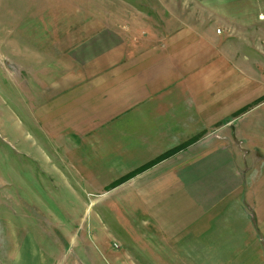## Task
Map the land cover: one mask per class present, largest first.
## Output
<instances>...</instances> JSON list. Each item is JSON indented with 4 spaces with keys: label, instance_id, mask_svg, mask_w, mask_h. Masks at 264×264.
Returning a JSON list of instances; mask_svg holds the SVG:
<instances>
[{
    "label": "crops",
    "instance_id": "crops-1",
    "mask_svg": "<svg viewBox=\"0 0 264 264\" xmlns=\"http://www.w3.org/2000/svg\"><path fill=\"white\" fill-rule=\"evenodd\" d=\"M146 1L154 13L60 41L67 69L36 109L66 149L65 173L52 171L101 193L135 264L200 240L211 258L264 264V63L196 20V0ZM247 211L255 219H237Z\"/></svg>",
    "mask_w": 264,
    "mask_h": 264
},
{
    "label": "rangeland",
    "instance_id": "rangeland-1",
    "mask_svg": "<svg viewBox=\"0 0 264 264\" xmlns=\"http://www.w3.org/2000/svg\"><path fill=\"white\" fill-rule=\"evenodd\" d=\"M210 1L196 0L202 17L196 20L228 35L238 54L247 50L250 63H264V0ZM156 7L146 0H0V264H135L130 245L120 238L129 239V229L114 227L117 217L98 210L101 193L81 195L79 179L56 177L54 163L65 173L66 149L55 147L56 137L39 123L36 109L50 82L67 69L60 41L91 22L111 26ZM215 9L218 16L231 13L208 18ZM246 214L255 219L248 211L236 218L245 220ZM228 240L227 247L236 245V238ZM201 241L179 245L168 260L159 254L143 260L236 264L211 258L210 245ZM231 249L221 245L218 255Z\"/></svg>",
    "mask_w": 264,
    "mask_h": 264
},
{
    "label": "built area",
    "instance_id": "built-area-1",
    "mask_svg": "<svg viewBox=\"0 0 264 264\" xmlns=\"http://www.w3.org/2000/svg\"><path fill=\"white\" fill-rule=\"evenodd\" d=\"M218 32H220V30H218Z\"/></svg>",
    "mask_w": 264,
    "mask_h": 264
}]
</instances>
